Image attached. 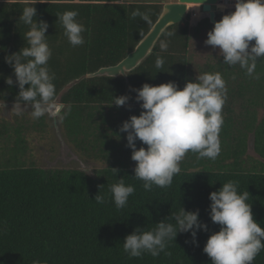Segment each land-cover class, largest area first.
Wrapping results in <instances>:
<instances>
[{
  "label": "trees",
  "instance_id": "trees-1",
  "mask_svg": "<svg viewBox=\"0 0 264 264\" xmlns=\"http://www.w3.org/2000/svg\"><path fill=\"white\" fill-rule=\"evenodd\" d=\"M29 5L37 9V20L49 24L46 35L52 56L48 68L55 74L56 90L52 104L68 89L61 101L64 109L59 122L83 156L107 166L91 177L79 169H43L27 160H1L0 264H212L203 249L220 225L210 218L209 196L228 181H235L240 193H250L247 203L252 205L254 220L264 227V58L258 59L253 76L239 65L224 64L221 55L198 65L196 73L188 54L191 40L214 28L209 15L201 12L194 20L187 14L184 21L165 30L150 57L129 73V85L122 77L86 78L102 67L118 64L132 52L159 18L163 5L125 4L122 0H28L27 4L25 0H0L1 103L17 102L19 87L5 58L25 47L23 37L29 26L19 21ZM135 10L146 14L151 23L140 16L133 19ZM65 11H78L76 19L87 29L82 46L73 47L57 24L56 15ZM161 40L168 42L167 51H161ZM158 55L164 60L160 69L155 67ZM216 72L221 73L227 90L219 156L212 160L189 152L170 187L153 185L146 191L144 182L135 179L136 163L127 146V133L120 132L123 122L142 111L133 90L145 83L159 86L169 82L182 90L199 74ZM8 77L14 81L12 86L6 83ZM122 95L130 97L129 103L112 105L113 97ZM44 121L42 117L40 127L45 126ZM19 128L16 134L24 138L26 129ZM3 129L8 131L9 125ZM251 136L259 158L249 155ZM136 147L147 146L137 140ZM120 179L134 186L135 192L124 208L117 209L110 187ZM99 194L103 204L95 202ZM181 207L198 210L200 221L207 224L206 232L197 233V242L190 233H179L158 257L144 253L134 258L124 251L126 236L137 228L154 229ZM166 222L175 224L171 218ZM253 264H264V250Z\"/></svg>",
  "mask_w": 264,
  "mask_h": 264
},
{
  "label": "clouds",
  "instance_id": "clouds-1",
  "mask_svg": "<svg viewBox=\"0 0 264 264\" xmlns=\"http://www.w3.org/2000/svg\"><path fill=\"white\" fill-rule=\"evenodd\" d=\"M25 2L27 4L28 0ZM78 15V11L56 15L57 24L63 27L64 35L73 47L85 43L83 33L87 31L77 21ZM137 16L151 23L146 14L133 11L132 18ZM36 17L34 6L24 7L19 22L29 26L23 37L25 47L5 60L12 67L19 87L13 109H18L21 103H31V115L39 119L50 110L56 90L55 74L48 68L52 56L46 35L49 24ZM205 44L219 49L224 64L239 65L248 76H253L258 59L264 58V0H236L235 11L215 23ZM159 46L161 51H167L168 42L161 40ZM163 65L164 60L158 55L155 67L160 69ZM255 78L259 79V74ZM6 83L12 86L14 81L8 77ZM133 91L142 111L139 116L133 115L123 122L120 132L127 133V146L132 150V161L136 163L135 179L144 182L146 191H150L153 185L170 187L181 171L180 162L189 152L198 154V158L212 160L219 156L222 109L227 98L226 82L221 73L199 74L195 82H187L182 90L175 82H169L159 86L145 83ZM129 100L127 95L113 97L112 105L123 107ZM15 114L23 115L19 110ZM137 140L147 147L137 149ZM238 187L235 181H228L209 196L210 218L220 225V231L210 236L203 249L212 264H253L256 256L264 250V227L254 220L252 205L247 203L250 193H240ZM110 192L117 209H122L135 187L120 179L111 185ZM95 202L103 204V196L97 195ZM170 218L175 224L166 222ZM170 218L156 224L152 230L137 228L125 237L124 251L134 258L144 253L158 257L165 251L167 242L176 240L179 233H190L195 243L197 233L201 229L207 231V224L200 221L198 210L189 212L181 207Z\"/></svg>",
  "mask_w": 264,
  "mask_h": 264
},
{
  "label": "rangeland",
  "instance_id": "rangeland-1",
  "mask_svg": "<svg viewBox=\"0 0 264 264\" xmlns=\"http://www.w3.org/2000/svg\"><path fill=\"white\" fill-rule=\"evenodd\" d=\"M127 2H138L139 4H168L179 0H124ZM137 3V4H138ZM136 4V3H133ZM236 0H223L218 4V21L224 15L235 11ZM201 13L199 5L189 6V14L197 17ZM208 33L202 35L200 39L194 38L189 46V56L193 58V68L197 73V66L203 65L212 56L220 55L219 49H213L205 44ZM52 105V104H51ZM14 105L0 102V161L1 160H27L28 164H34L43 169H79L94 177L95 172L107 166L106 162L94 158L85 157L69 141L63 125L59 122L61 110L57 106H51L50 110L42 117L45 119V126L40 127L41 118H33V111L30 105H20L18 109H13ZM19 110L22 116H17L15 112ZM57 115L53 117V114ZM263 113V112H262ZM261 113V116H262ZM9 125V129L4 130L3 126ZM25 127L23 137H19V126ZM36 127V128H33ZM29 128V129H28ZM17 132V134H16ZM249 155L259 158L253 150L252 136L249 140ZM7 163H3L4 165ZM9 166H13L10 164Z\"/></svg>",
  "mask_w": 264,
  "mask_h": 264
},
{
  "label": "water",
  "instance_id": "water-1",
  "mask_svg": "<svg viewBox=\"0 0 264 264\" xmlns=\"http://www.w3.org/2000/svg\"><path fill=\"white\" fill-rule=\"evenodd\" d=\"M221 1L223 0H179L175 3L163 5V10L159 18L132 52H130L118 64L109 67H102L96 72L88 74L86 78L122 77L125 79L126 84L129 85V73L138 68L150 57L158 40L168 27L179 24L185 20L187 14H189L190 5H199L201 12L209 15V22L214 26L215 23L218 22L217 6ZM74 84L75 82L70 85L73 86ZM67 91L68 89L62 91L51 106H57L58 110H61L64 107L61 101ZM56 115L57 112L53 114V117Z\"/></svg>",
  "mask_w": 264,
  "mask_h": 264
},
{
  "label": "crops",
  "instance_id": "crops-1",
  "mask_svg": "<svg viewBox=\"0 0 264 264\" xmlns=\"http://www.w3.org/2000/svg\"><path fill=\"white\" fill-rule=\"evenodd\" d=\"M123 1V3H125V4H133V3H138V2H127V1H124V0H122ZM192 16V15H191ZM195 18H197V15H193V17H192V20H194ZM193 23V22H192Z\"/></svg>",
  "mask_w": 264,
  "mask_h": 264
},
{
  "label": "bare ground",
  "instance_id": "bare-ground-1",
  "mask_svg": "<svg viewBox=\"0 0 264 264\" xmlns=\"http://www.w3.org/2000/svg\"><path fill=\"white\" fill-rule=\"evenodd\" d=\"M191 6V5H190ZM194 6H196V5H194Z\"/></svg>",
  "mask_w": 264,
  "mask_h": 264
}]
</instances>
